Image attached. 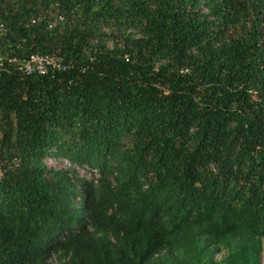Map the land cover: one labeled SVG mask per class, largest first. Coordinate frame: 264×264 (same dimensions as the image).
Wrapping results in <instances>:
<instances>
[{
	"label": "trees",
	"instance_id": "1",
	"mask_svg": "<svg viewBox=\"0 0 264 264\" xmlns=\"http://www.w3.org/2000/svg\"><path fill=\"white\" fill-rule=\"evenodd\" d=\"M0 56V264H261L264 0H0Z\"/></svg>",
	"mask_w": 264,
	"mask_h": 264
},
{
	"label": "built area",
	"instance_id": "2",
	"mask_svg": "<svg viewBox=\"0 0 264 264\" xmlns=\"http://www.w3.org/2000/svg\"><path fill=\"white\" fill-rule=\"evenodd\" d=\"M2 58L0 56V77L2 72ZM66 67L59 56L43 53H32L22 64L26 73H38L41 75L50 74Z\"/></svg>",
	"mask_w": 264,
	"mask_h": 264
},
{
	"label": "rangeland",
	"instance_id": "3",
	"mask_svg": "<svg viewBox=\"0 0 264 264\" xmlns=\"http://www.w3.org/2000/svg\"><path fill=\"white\" fill-rule=\"evenodd\" d=\"M52 160L47 159V163L50 164ZM78 171H81V169H78ZM216 257H219V255L215 254ZM261 264H264V238H263V249H262V253H261Z\"/></svg>",
	"mask_w": 264,
	"mask_h": 264
}]
</instances>
